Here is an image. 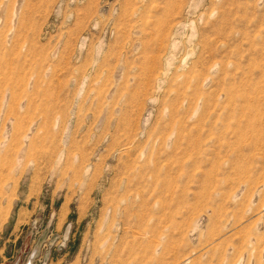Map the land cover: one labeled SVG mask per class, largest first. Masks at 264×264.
Listing matches in <instances>:
<instances>
[{"label": "rangeland", "instance_id": "1", "mask_svg": "<svg viewBox=\"0 0 264 264\" xmlns=\"http://www.w3.org/2000/svg\"><path fill=\"white\" fill-rule=\"evenodd\" d=\"M0 264H264V0H0Z\"/></svg>", "mask_w": 264, "mask_h": 264}]
</instances>
